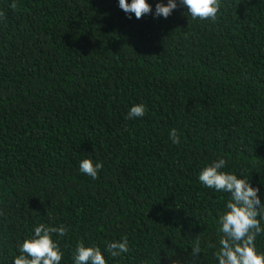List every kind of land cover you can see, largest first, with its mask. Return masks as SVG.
<instances>
[{"label":"trees","instance_id":"obj_1","mask_svg":"<svg viewBox=\"0 0 264 264\" xmlns=\"http://www.w3.org/2000/svg\"><path fill=\"white\" fill-rule=\"evenodd\" d=\"M177 3L137 19L119 0H0V264L40 224L68 229L60 264L81 242L107 264H190L196 239V264H218L231 194L198 177L221 157L264 203V0H221L214 22Z\"/></svg>","mask_w":264,"mask_h":264},{"label":"clouds","instance_id":"obj_2","mask_svg":"<svg viewBox=\"0 0 264 264\" xmlns=\"http://www.w3.org/2000/svg\"><path fill=\"white\" fill-rule=\"evenodd\" d=\"M179 4L186 6L188 14L193 20L217 19L221 8V0H179ZM15 9L16 4L10 5ZM119 7L126 13L135 14L141 19L146 14H153L152 6L147 0H119ZM178 7L177 0H168L167 4L157 3L155 5L154 17L168 18L173 10ZM4 13L0 12V19ZM146 108L143 104L133 105L127 119L141 118L145 115ZM169 136L173 144L180 143V137L173 129ZM227 161L221 157L212 164L206 166L199 173L200 183L218 192L230 193L231 199L226 204V211L219 218V232L223 235L219 239V249L215 252L218 264H264V253L256 250V239L258 235L264 234L261 220H264V203L258 195L260 189L251 186L249 180L239 179L236 174L221 171L226 167ZM101 163H93L91 159L85 158L80 162V172L98 178V172L102 169ZM241 176L243 174L241 173ZM68 229L63 225L59 227L45 226L40 224L34 229V236L25 239L19 246V256L14 258V264H60L63 253L59 245L52 239V234L66 236ZM129 242L126 237L122 241H112L106 246V251L113 257L122 253H128ZM212 246V245H210ZM201 253L200 240L196 239L192 247L190 264H196ZM74 264H107V261L97 246L86 247L81 242L75 249L73 256Z\"/></svg>","mask_w":264,"mask_h":264}]
</instances>
